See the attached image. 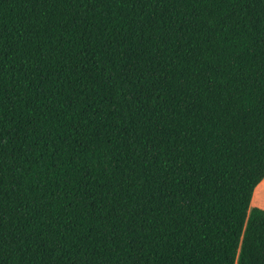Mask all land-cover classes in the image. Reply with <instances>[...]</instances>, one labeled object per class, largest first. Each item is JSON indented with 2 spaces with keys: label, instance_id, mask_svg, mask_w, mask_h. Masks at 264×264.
<instances>
[{
  "label": "trees",
  "instance_id": "obj_1",
  "mask_svg": "<svg viewBox=\"0 0 264 264\" xmlns=\"http://www.w3.org/2000/svg\"><path fill=\"white\" fill-rule=\"evenodd\" d=\"M264 0H0V264H264Z\"/></svg>",
  "mask_w": 264,
  "mask_h": 264
},
{
  "label": "rangeland",
  "instance_id": "obj_2",
  "mask_svg": "<svg viewBox=\"0 0 264 264\" xmlns=\"http://www.w3.org/2000/svg\"><path fill=\"white\" fill-rule=\"evenodd\" d=\"M257 207L264 210V180L261 184L255 189L252 200L251 207Z\"/></svg>",
  "mask_w": 264,
  "mask_h": 264
},
{
  "label": "crops",
  "instance_id": "obj_3",
  "mask_svg": "<svg viewBox=\"0 0 264 264\" xmlns=\"http://www.w3.org/2000/svg\"><path fill=\"white\" fill-rule=\"evenodd\" d=\"M260 184H261V183H260ZM260 184H259V185H260ZM259 185H258V186H259Z\"/></svg>",
  "mask_w": 264,
  "mask_h": 264
}]
</instances>
